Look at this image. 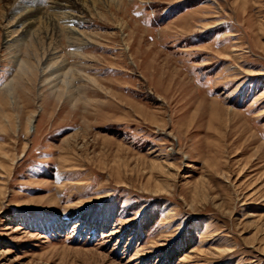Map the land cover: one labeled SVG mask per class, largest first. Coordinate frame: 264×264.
Wrapping results in <instances>:
<instances>
[{
  "label": "rangeland",
  "instance_id": "374dc122",
  "mask_svg": "<svg viewBox=\"0 0 264 264\" xmlns=\"http://www.w3.org/2000/svg\"><path fill=\"white\" fill-rule=\"evenodd\" d=\"M50 1L0 2V264H264V0Z\"/></svg>",
  "mask_w": 264,
  "mask_h": 264
},
{
  "label": "bare ground",
  "instance_id": "6f19581e",
  "mask_svg": "<svg viewBox=\"0 0 264 264\" xmlns=\"http://www.w3.org/2000/svg\"><path fill=\"white\" fill-rule=\"evenodd\" d=\"M3 1H7V0H0V2H3ZM17 1L19 2V4H18V6H17L18 8L16 10L20 13L18 23L20 25H22V24L25 25V28H26L24 31V34H25L26 32L29 31V27H31L34 24V22L36 21L35 18L38 15H41V7H40V5H37V0H31L28 3L25 0H17ZM49 3L51 4L50 5V11H52V13L50 15H46V17H44V20L46 22H48L49 24H52L53 21L55 22V20H57V18H59V19L64 18L63 20H69L71 22L73 20H75V16L72 15L71 12H69L70 8H72V3L70 0H51ZM6 5H8V3H6ZM44 7H45V4H44ZM6 8H8V7H6ZM10 9L11 8H9V10ZM46 13H47V11H46ZM68 33L71 34L74 32H73V30L71 31V29H70V31H68Z\"/></svg>",
  "mask_w": 264,
  "mask_h": 264
}]
</instances>
